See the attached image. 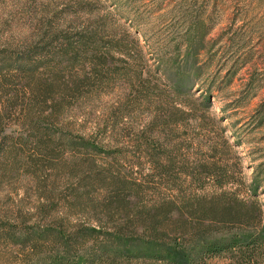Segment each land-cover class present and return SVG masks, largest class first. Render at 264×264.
Returning a JSON list of instances; mask_svg holds the SVG:
<instances>
[{"label": "rangeland", "instance_id": "rangeland-1", "mask_svg": "<svg viewBox=\"0 0 264 264\" xmlns=\"http://www.w3.org/2000/svg\"><path fill=\"white\" fill-rule=\"evenodd\" d=\"M87 28L98 34L82 52V72L60 33L77 39ZM83 74L87 86L77 91ZM57 77L52 94L77 96L50 117L29 82L38 92L58 87ZM37 128L58 145L54 159L31 145ZM87 137L97 149L82 144ZM210 172L224 175V186ZM118 184L127 196L114 205L133 215L178 195L256 202L259 220H206L201 240L228 245L207 264H264V0H0V264L98 257L109 243L92 230L129 220L106 210ZM178 205L169 208L179 209V226ZM138 228L122 230L141 238ZM58 232L66 236L50 244Z\"/></svg>", "mask_w": 264, "mask_h": 264}, {"label": "trees", "instance_id": "trees-1", "mask_svg": "<svg viewBox=\"0 0 264 264\" xmlns=\"http://www.w3.org/2000/svg\"><path fill=\"white\" fill-rule=\"evenodd\" d=\"M86 32H81V35H77V39L74 37H69L68 33H60L63 35V37L66 40V43L70 46L69 47V54L74 56L72 67H75V62L79 63L81 66V71L84 72V63L87 62L89 59L88 57L82 56V52L87 49L88 44L91 42H94V40L97 38V31H94L93 29H85ZM51 32V31H50ZM52 42V41H51ZM77 47V49H76ZM87 53V51H86ZM91 59V58H90ZM80 61V62H79ZM90 63L94 65L95 69L98 65L104 66L105 61L103 59L96 61H90ZM61 65V63H54V66H50L49 70L53 72H57V67ZM94 69V70H95ZM97 75L100 74V71L96 72ZM84 77L78 82L77 87L75 85L76 90H80V88H85L86 85V75L83 74ZM57 84L58 87H56L54 84H50L49 86L45 87L42 91H35L32 88L31 83L29 82V85L31 87V94L34 99H36V103H39L44 108L52 109L53 111L50 117L57 114V112L61 115L62 111L59 109H62L69 98H73L76 94L73 92V89L70 91H61L59 94L54 95L52 94V90L56 88H61V81L60 78L57 77ZM76 84V83H75ZM29 87L27 86L24 88L25 94H29V91L27 90ZM90 89V92L86 96H82L83 98L89 96L94 92ZM37 92V93H36ZM77 96V95H76ZM75 96V98H76ZM81 98V97H80ZM79 100V97L77 98ZM30 102L24 109V114L27 119H29L31 108H34L32 106V103H35L32 98L30 99ZM210 107V105L208 106ZM45 109V111H47ZM28 110V112H27ZM59 110V111H58ZM59 117V116H57ZM39 125V124H38ZM36 136L33 137V141L31 145L35 147L37 152H41V154L45 153L47 156H50V159L53 158V154H55V148H57V144L53 141L52 137L47 135L45 131H42L40 128L36 129ZM88 139H82V144L86 148H98L96 143L93 141L92 137H87ZM102 150L99 149V152ZM151 157H153V154H150ZM54 159V158H53ZM156 164V161H151V165L154 166ZM152 169H154L152 167ZM155 170V169H154ZM153 170V171H154ZM212 170V169H208ZM212 172V171H211ZM212 178H217L218 184L222 187L225 184V178L224 175L217 176L216 172L211 173ZM209 174V175H210ZM188 180L190 178V175H187ZM217 176V177H216ZM192 178V177H191ZM209 178V177H208ZM193 180V179H192ZM194 181V180H193ZM224 182V183H223ZM193 183V182H192ZM174 184V182H173ZM174 186V185H173ZM117 191L114 192V196L112 199L107 200V204H109L108 207H106L107 212L111 215V217L114 215L115 212L120 213L122 215L125 214L126 217L129 218V220L125 223V225H122L119 227L117 225L116 227H108L104 232L102 230H96L93 229L92 233L95 235L96 241L99 242L100 239H103L102 237H106V240L109 243V246L102 248L101 250H104L98 257L89 260L87 264H117L115 261V257L124 258L126 260H132L135 258H141L142 261H152L157 264H207V260H209V255L211 253H215L217 251H223L226 250L228 247L227 244H224V247H221L222 245L217 242H205L202 241L203 231L206 229L205 223L206 220L209 222H220L223 224H249L251 220H254L258 217L257 220H259L261 217V210L260 207L256 202H252L249 207H247L246 202L240 201V200H231L229 198L221 197V198H214L212 200H206L204 197H196L193 198L191 196L186 197L182 196L179 198V195L165 203L164 201L162 203H159L161 205H155L148 210L144 212L135 213V211H132L131 209L127 208V206L124 204V206H119V202H123L126 199V196L124 194V191L121 186V184H118ZM175 187V186H174ZM253 186V192L257 194V187ZM173 191H176L178 194H181L180 187L172 189ZM80 197H77L79 199ZM118 200V201H117ZM114 202H117V206L114 205ZM181 203L180 213L182 214V218H180L181 223L179 226L177 225L174 219L173 212H176L179 209L173 210L169 208V206H179L178 204ZM237 203V204H236ZM186 213H188L189 217H186ZM134 217L133 219H131ZM186 217V218H185ZM116 226V223L113 224ZM141 226V230L143 235L141 238H130L131 236L126 235V232H124L122 229H129L130 228H136ZM175 226V227H174ZM174 227V228H173ZM119 228V229H118ZM173 228V229H172ZM112 229H116L111 231ZM139 229V228H138ZM105 233V234H104ZM261 233L264 235V229L261 231ZM66 236L63 233L58 232L55 235L51 236V240H49L50 244L57 243V240H59V237ZM180 236H183L182 238ZM179 237V238H177ZM191 237L188 240L187 238ZM42 239L41 241L46 244L47 237L43 238V236L39 237ZM169 238V239H166ZM87 239V235L81 236V241H76V245L84 246ZM179 239V240H175ZM202 239V240H201ZM239 239V238H238ZM243 238H241L239 241H241ZM249 238H245L242 240V242L246 243L249 242ZM37 242L34 245L33 248V255L36 256L38 253V240L35 239ZM201 240V241H200ZM238 240H235L234 243L239 242ZM116 246L115 250H112L111 247ZM233 247V246H232ZM235 248V247H233ZM112 252V253H110ZM113 254V255H112ZM111 261V262H110ZM110 262V263H109ZM62 264V262L60 261ZM69 264V263H67Z\"/></svg>", "mask_w": 264, "mask_h": 264}]
</instances>
